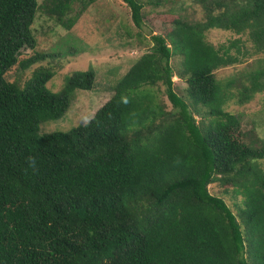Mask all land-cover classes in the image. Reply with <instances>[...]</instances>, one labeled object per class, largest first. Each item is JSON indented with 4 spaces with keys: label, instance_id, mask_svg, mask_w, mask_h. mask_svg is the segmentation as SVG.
Segmentation results:
<instances>
[{
    "label": "trees",
    "instance_id": "16d2710c",
    "mask_svg": "<svg viewBox=\"0 0 264 264\" xmlns=\"http://www.w3.org/2000/svg\"><path fill=\"white\" fill-rule=\"evenodd\" d=\"M96 1L42 6L70 29ZM122 1L144 35L145 0ZM198 2L201 21L167 11L162 30L149 32L151 48L87 123L41 134L66 116L78 90L94 89L96 74L75 72L59 92L47 87L50 68L23 85L7 80L16 65L80 47L66 41L57 54L20 59L37 46L39 0H0V264H264V139L242 141L238 116L226 110L264 92V0ZM211 30L246 39L217 47ZM175 75L188 84L185 96ZM159 85L166 102L153 91ZM214 184L222 195L210 192ZM226 195L241 196L237 212Z\"/></svg>",
    "mask_w": 264,
    "mask_h": 264
},
{
    "label": "rangeland",
    "instance_id": "374dc122",
    "mask_svg": "<svg viewBox=\"0 0 264 264\" xmlns=\"http://www.w3.org/2000/svg\"><path fill=\"white\" fill-rule=\"evenodd\" d=\"M163 1V5L144 1L145 27L143 35L131 20L130 8L122 0H97L82 13L70 29L63 27L55 18L49 16L47 9L42 6L46 0H39L41 8L32 27L37 39V46L34 51L23 50L20 59L41 53L57 54L56 52H59L68 43L80 47L79 53L74 56L62 55L55 58L50 56L26 70L20 69L16 65L6 74V79L23 85L39 68H50L56 73L48 82L47 87L53 92H59L65 85V78L75 72L87 71L92 68L96 74L94 89L92 91L78 90L66 116L46 123L40 130L41 134L69 130L87 123L97 110L113 96L119 79L151 48L149 32L152 30L159 33L162 30L168 20L167 11L173 10L176 12L173 17H181L189 21H201L204 18V11L199 0ZM74 8L77 9L78 5ZM239 37L241 36L229 31L211 30L207 32V38L217 47ZM241 39L245 40L246 37L242 36ZM66 41L68 43L65 44ZM262 58L264 59V56ZM253 62L255 61L249 60L243 65L221 69L218 74L223 79L231 77L243 71ZM172 64L175 73H178L181 59L174 58ZM173 81L176 92L185 96L188 86L185 78L175 75ZM153 91L159 101L166 102L164 87L159 85ZM226 110L238 116L241 123L242 141L252 146H258L264 139V92L255 95L250 102L243 105H239L235 99L229 103ZM195 117L200 120L198 115ZM210 192L222 195L223 190L222 187L214 184L210 186ZM225 199L233 211L237 212L236 205L240 203L241 196L226 195Z\"/></svg>",
    "mask_w": 264,
    "mask_h": 264
},
{
    "label": "clouds",
    "instance_id": "9594fccd",
    "mask_svg": "<svg viewBox=\"0 0 264 264\" xmlns=\"http://www.w3.org/2000/svg\"><path fill=\"white\" fill-rule=\"evenodd\" d=\"M174 78V77H173Z\"/></svg>",
    "mask_w": 264,
    "mask_h": 264
}]
</instances>
